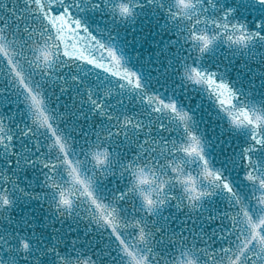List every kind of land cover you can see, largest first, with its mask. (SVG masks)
<instances>
[{
    "label": "snow or ice",
    "instance_id": "snow-or-ice-1",
    "mask_svg": "<svg viewBox=\"0 0 264 264\" xmlns=\"http://www.w3.org/2000/svg\"><path fill=\"white\" fill-rule=\"evenodd\" d=\"M0 264H264V0H0Z\"/></svg>",
    "mask_w": 264,
    "mask_h": 264
}]
</instances>
